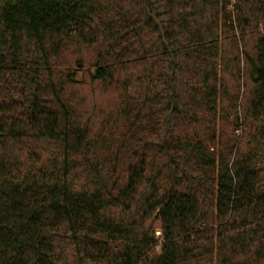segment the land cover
Segmentation results:
<instances>
[{
  "label": "trees",
  "instance_id": "1",
  "mask_svg": "<svg viewBox=\"0 0 264 264\" xmlns=\"http://www.w3.org/2000/svg\"><path fill=\"white\" fill-rule=\"evenodd\" d=\"M0 264H264V0H0Z\"/></svg>",
  "mask_w": 264,
  "mask_h": 264
},
{
  "label": "rangeland",
  "instance_id": "2",
  "mask_svg": "<svg viewBox=\"0 0 264 264\" xmlns=\"http://www.w3.org/2000/svg\"><path fill=\"white\" fill-rule=\"evenodd\" d=\"M86 77H87L86 70L85 71L82 70V71L78 72V79L79 80H84L86 82L87 81ZM90 92H91V90L89 87L85 88V93L87 94L89 100H91V93ZM160 234H161V232L158 229L157 236H159Z\"/></svg>",
  "mask_w": 264,
  "mask_h": 264
}]
</instances>
